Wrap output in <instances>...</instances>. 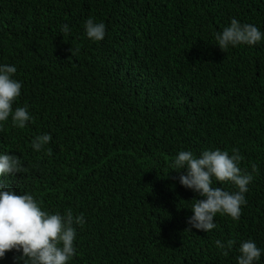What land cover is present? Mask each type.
I'll return each instance as SVG.
<instances>
[{
    "label": "trees",
    "instance_id": "trees-1",
    "mask_svg": "<svg viewBox=\"0 0 264 264\" xmlns=\"http://www.w3.org/2000/svg\"><path fill=\"white\" fill-rule=\"evenodd\" d=\"M88 18L105 24L102 41L87 37ZM232 18L264 33V0H0V65L22 84L13 110L33 117L24 129L0 123V154L29 168L0 182L50 214H83L69 264H238L249 239L264 264V39L222 51L215 33ZM234 148L242 171L257 167L240 219L187 230L201 197L181 185L175 157ZM217 239L236 241L228 256Z\"/></svg>",
    "mask_w": 264,
    "mask_h": 264
},
{
    "label": "clouds",
    "instance_id": "clouds-1",
    "mask_svg": "<svg viewBox=\"0 0 264 264\" xmlns=\"http://www.w3.org/2000/svg\"><path fill=\"white\" fill-rule=\"evenodd\" d=\"M85 29L87 37L94 42L102 41L106 34L105 24L95 23L92 18L86 20ZM69 31L67 24L62 25L63 34ZM262 39L264 33L258 27L241 23L236 18H232L230 26L222 32L215 33L216 45L222 51L240 44L256 45ZM71 52L73 56V49ZM16 71L14 65H0V123L7 122L11 116L13 127L24 129L33 117L27 106L13 110L22 88L21 82L13 79ZM51 139L48 133L38 135L32 141V148L39 152ZM48 154H51L50 150ZM242 160V155L235 148L231 155L220 149L205 150L198 157L191 150H182L177 154L172 168L176 171L186 169V174L179 177L181 185L202 198L192 200L194 214L187 221L191 226L187 230L195 228L210 232L216 227L214 218L217 214L230 217L233 221L240 219L242 206L247 205L245 194L248 185L254 179L252 173L257 171L255 164L251 173L242 171L239 166ZM28 172L29 168L23 166L19 157L0 154V177ZM214 179L219 184L234 185L237 190L230 192L219 186L213 187ZM84 223L82 213L74 216L69 208L63 214L59 211L50 214L42 210L33 195L17 194L0 182V259L5 258L6 253L15 251L21 253L15 259L22 260L23 264H69L77 254L74 225L82 227ZM235 244L233 239L215 241L224 256H228ZM238 251V264H256L261 258V249L251 239L241 242Z\"/></svg>",
    "mask_w": 264,
    "mask_h": 264
}]
</instances>
